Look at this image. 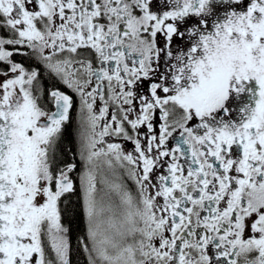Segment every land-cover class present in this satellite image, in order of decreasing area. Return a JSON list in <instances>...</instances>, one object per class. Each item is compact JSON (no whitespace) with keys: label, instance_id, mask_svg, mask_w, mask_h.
Segmentation results:
<instances>
[{"label":"snow or ice","instance_id":"snow-or-ice-1","mask_svg":"<svg viewBox=\"0 0 264 264\" xmlns=\"http://www.w3.org/2000/svg\"><path fill=\"white\" fill-rule=\"evenodd\" d=\"M0 264H264V0H0Z\"/></svg>","mask_w":264,"mask_h":264},{"label":"trees","instance_id":"trees-1","mask_svg":"<svg viewBox=\"0 0 264 264\" xmlns=\"http://www.w3.org/2000/svg\"><path fill=\"white\" fill-rule=\"evenodd\" d=\"M69 134H71V135H69ZM66 137H67V141L66 142L70 143V146L73 148V151H75V144H74V141H73V138H72V132H71L70 128L68 129V132L66 133ZM73 228L76 231V234H80V231L83 228V224L79 220L74 221L73 222ZM75 259L77 261H79L82 258L77 256V257H75Z\"/></svg>","mask_w":264,"mask_h":264},{"label":"flooded vegetation","instance_id":"flooded-vegetation-1","mask_svg":"<svg viewBox=\"0 0 264 264\" xmlns=\"http://www.w3.org/2000/svg\"><path fill=\"white\" fill-rule=\"evenodd\" d=\"M73 116L75 117V112L73 113ZM72 132V138L76 147V136H75V120L73 121V124L69 126Z\"/></svg>","mask_w":264,"mask_h":264}]
</instances>
